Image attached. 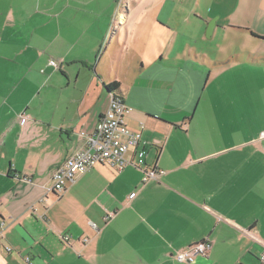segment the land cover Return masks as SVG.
<instances>
[{
    "label": "crops",
    "instance_id": "obj_1",
    "mask_svg": "<svg viewBox=\"0 0 264 264\" xmlns=\"http://www.w3.org/2000/svg\"><path fill=\"white\" fill-rule=\"evenodd\" d=\"M114 82L144 164L55 193ZM263 131L264 0H0V264H262Z\"/></svg>",
    "mask_w": 264,
    "mask_h": 264
},
{
    "label": "built area",
    "instance_id": "obj_2",
    "mask_svg": "<svg viewBox=\"0 0 264 264\" xmlns=\"http://www.w3.org/2000/svg\"><path fill=\"white\" fill-rule=\"evenodd\" d=\"M49 64L57 67V62L53 59L49 60ZM109 95L108 107L99 118L94 131L90 134L80 132L84 147L69 155L55 169L51 187L55 193H61L77 174L98 164H107L117 169L129 164H144L146 152L143 148H138L142 143L141 130L133 131L127 127L125 116L128 107L118 93L111 92ZM261 136L264 137V131ZM158 172L156 168L143 169L142 181L155 179ZM208 248L209 244L203 241L184 250L175 251L172 259L180 263L192 262L196 256L204 255ZM260 262L264 264V253L260 256Z\"/></svg>",
    "mask_w": 264,
    "mask_h": 264
},
{
    "label": "rangeland",
    "instance_id": "obj_3",
    "mask_svg": "<svg viewBox=\"0 0 264 264\" xmlns=\"http://www.w3.org/2000/svg\"><path fill=\"white\" fill-rule=\"evenodd\" d=\"M187 36L189 37L190 35H189V33L187 32ZM223 39H221V38H218L215 42H213V43H211L209 46H210V48H211V51L212 52H215V51H217V49H218V41L219 40H221L222 42H224V49H223V51L224 52H228V51H230V49H231V47H232V43H231V37L228 35L227 36V38L225 37V36H223L222 37ZM225 39V40H224ZM246 48V47H245ZM249 49H251V50H257V48H256V44L255 43H251V45L248 47ZM185 81V78H183L182 79V82H184Z\"/></svg>",
    "mask_w": 264,
    "mask_h": 264
},
{
    "label": "trees",
    "instance_id": "obj_4",
    "mask_svg": "<svg viewBox=\"0 0 264 264\" xmlns=\"http://www.w3.org/2000/svg\"><path fill=\"white\" fill-rule=\"evenodd\" d=\"M106 88H107L109 93L115 92L116 91L115 89L117 88V83L116 82L109 83V84L106 85Z\"/></svg>",
    "mask_w": 264,
    "mask_h": 264
},
{
    "label": "water",
    "instance_id": "obj_5",
    "mask_svg": "<svg viewBox=\"0 0 264 264\" xmlns=\"http://www.w3.org/2000/svg\"><path fill=\"white\" fill-rule=\"evenodd\" d=\"M211 26H212V25H210V29H211ZM210 29H209V30H210Z\"/></svg>",
    "mask_w": 264,
    "mask_h": 264
}]
</instances>
